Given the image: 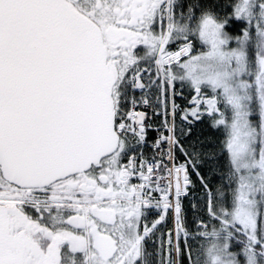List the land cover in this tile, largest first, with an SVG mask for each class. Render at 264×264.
Instances as JSON below:
<instances>
[{
  "label": "snow or ice",
  "instance_id": "6c2138e0",
  "mask_svg": "<svg viewBox=\"0 0 264 264\" xmlns=\"http://www.w3.org/2000/svg\"><path fill=\"white\" fill-rule=\"evenodd\" d=\"M0 264H264V0H0Z\"/></svg>",
  "mask_w": 264,
  "mask_h": 264
}]
</instances>
